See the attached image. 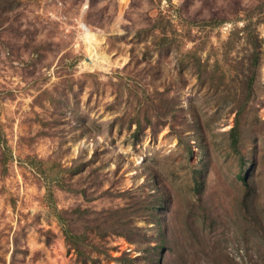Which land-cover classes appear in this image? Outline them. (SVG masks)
<instances>
[{
	"label": "rangeland",
	"instance_id": "obj_1",
	"mask_svg": "<svg viewBox=\"0 0 264 264\" xmlns=\"http://www.w3.org/2000/svg\"><path fill=\"white\" fill-rule=\"evenodd\" d=\"M0 264H264V0H0Z\"/></svg>",
	"mask_w": 264,
	"mask_h": 264
}]
</instances>
